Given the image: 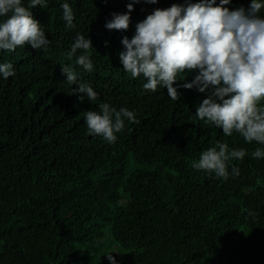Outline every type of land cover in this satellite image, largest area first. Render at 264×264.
<instances>
[{
	"label": "trees",
	"instance_id": "1",
	"mask_svg": "<svg viewBox=\"0 0 264 264\" xmlns=\"http://www.w3.org/2000/svg\"><path fill=\"white\" fill-rule=\"evenodd\" d=\"M200 2L141 0L129 13L132 0H45L29 9L50 44L0 50V64L15 72L0 74V264H111L110 254L115 264H264V158L252 156L264 146L198 119L212 89L183 87L197 71L177 76L174 101L161 86L143 89L144 78L119 60L122 39L131 40L156 9ZM250 4L225 7L247 12ZM113 14L130 15L128 30L105 27ZM78 34L92 42L91 72L75 63L83 50L67 58ZM64 65L74 67L76 84L66 81ZM81 83L96 101L73 93ZM101 103L127 108L139 123L125 120L114 143L90 135L84 113L99 112ZM218 142L246 151L229 162L227 180L192 167Z\"/></svg>",
	"mask_w": 264,
	"mask_h": 264
},
{
	"label": "clouds",
	"instance_id": "2",
	"mask_svg": "<svg viewBox=\"0 0 264 264\" xmlns=\"http://www.w3.org/2000/svg\"><path fill=\"white\" fill-rule=\"evenodd\" d=\"M132 0L127 5L133 11ZM155 4L157 0H144ZM230 0H201L187 6L173 4L167 9H156L143 21L137 23L135 35L122 39L124 51L119 53L123 70L133 78L143 77V89L156 92L158 86L167 89L168 96L177 101L180 93L173 87L179 74L197 71L192 83L183 85L186 89L196 88L200 93L212 89L196 109V116L206 124L222 129L225 136L238 133L248 143L255 141L264 146V19L259 15L264 9L261 0H251L250 8L230 11L225 5ZM45 0H29L28 7L22 0H0V50L14 52L18 47L30 45L34 50L47 48L46 38L40 22L33 17L30 8L43 7ZM63 20L68 28L73 27L74 14L69 3L61 5ZM130 15L113 14L106 23L108 30L126 31ZM92 42L83 35H77L71 50L66 53L72 60L78 50L75 63L85 71L93 70L88 52ZM69 84L77 83V73L71 65L61 67ZM0 74L5 79L14 76L11 63L0 64ZM73 93L83 102L97 100V93L90 85L79 84ZM88 133L101 136L109 143L117 140V133L125 128V120L139 123L135 113L127 108L117 110L108 103L99 105V112L84 113ZM244 149L229 150L227 143L218 142L215 147L203 151L192 167L216 177L228 179L229 162L242 160ZM253 158H264V148H256ZM233 175H239V168L233 167ZM251 215V213H250ZM115 264L113 256H107Z\"/></svg>",
	"mask_w": 264,
	"mask_h": 264
}]
</instances>
